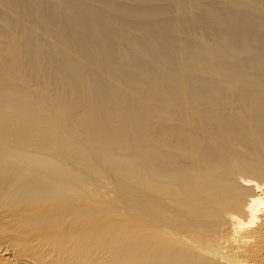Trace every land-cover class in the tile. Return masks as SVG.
Listing matches in <instances>:
<instances>
[{
	"label": "bare ground",
	"instance_id": "obj_1",
	"mask_svg": "<svg viewBox=\"0 0 264 264\" xmlns=\"http://www.w3.org/2000/svg\"><path fill=\"white\" fill-rule=\"evenodd\" d=\"M0 264H264V0H0Z\"/></svg>",
	"mask_w": 264,
	"mask_h": 264
}]
</instances>
